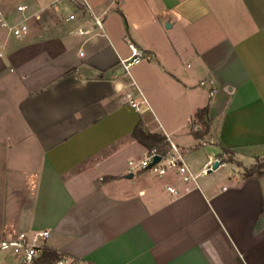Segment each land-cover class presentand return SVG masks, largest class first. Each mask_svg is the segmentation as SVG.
Returning <instances> with one entry per match:
<instances>
[{"label": "crops", "instance_id": "crops-1", "mask_svg": "<svg viewBox=\"0 0 264 264\" xmlns=\"http://www.w3.org/2000/svg\"><path fill=\"white\" fill-rule=\"evenodd\" d=\"M15 1L30 29L0 36V240L49 231L42 246L86 264H264V176L244 178L241 158L264 156V0ZM86 6L104 18L92 36L72 33L91 28ZM130 43L153 59L124 70ZM208 104L211 135L197 140L190 122ZM140 123L178 145L195 183L129 171L148 151ZM225 147L243 170L200 179ZM0 264L36 263L2 252Z\"/></svg>", "mask_w": 264, "mask_h": 264}, {"label": "built area", "instance_id": "built-area-1", "mask_svg": "<svg viewBox=\"0 0 264 264\" xmlns=\"http://www.w3.org/2000/svg\"><path fill=\"white\" fill-rule=\"evenodd\" d=\"M65 1L75 3L76 0H57L54 4L55 7L62 5ZM28 5L19 4L15 8V12L22 15L20 19H11L10 14L5 12L3 8L0 7V29H7L8 32L16 37L22 38L29 33V16L27 15ZM83 13L86 15L91 24L90 29H85L84 27L75 28L72 33L81 36H92L97 31H103L104 29V18L101 15L96 14L91 8H83ZM42 13L35 12L33 17L40 18ZM78 18V13L76 12H66L62 13L61 19L65 23H73ZM131 56L125 60L121 61V65L124 70H129L132 66L139 64L143 60H152L153 56L139 49L134 44L130 43ZM3 56V50L0 49V57ZM125 98L127 103L133 108L138 110L140 104L135 100L134 95L131 92L125 93ZM156 157H160L159 161H155ZM215 161V162H214ZM213 162H210L206 166L202 174H207L212 166L219 162L224 165V161L221 158H216ZM129 171L132 173L148 171L157 176L167 175L169 172H174L180 181L186 185L193 184L197 181L199 175H196L190 169L188 163L186 162L184 155L177 144L169 142V148L166 153L159 154L155 149L147 151V153L142 158L131 159L128 163ZM167 190L173 196L179 194V190L174 186H167ZM49 231H42L36 233L33 236H29L27 233H19L14 237L7 236L6 238L0 240V253L7 252L17 255L22 258L24 262L32 263L39 257L41 253L40 240H45L49 236ZM55 264H86L83 262L75 261L67 257H60Z\"/></svg>", "mask_w": 264, "mask_h": 264}, {"label": "trees", "instance_id": "trees-1", "mask_svg": "<svg viewBox=\"0 0 264 264\" xmlns=\"http://www.w3.org/2000/svg\"><path fill=\"white\" fill-rule=\"evenodd\" d=\"M210 105L200 108L193 115L190 122V132L197 140H206L211 135L212 118L209 115ZM132 136L148 151L155 149L159 154H164L169 148V140L163 133H151L143 128L140 123ZM226 154L232 155L229 148H224ZM224 162H233V159H224ZM244 178H260L264 176V156L258 158L257 161L250 167L245 168L243 173ZM64 257L56 251L45 246L41 248V253L34 262L36 264H55L60 258Z\"/></svg>", "mask_w": 264, "mask_h": 264}, {"label": "rangeland", "instance_id": "rangeland-1", "mask_svg": "<svg viewBox=\"0 0 264 264\" xmlns=\"http://www.w3.org/2000/svg\"><path fill=\"white\" fill-rule=\"evenodd\" d=\"M3 2H6V4H7L6 7L9 9V10H5V12L11 13L10 16H12V15L14 16V14H15V9L14 8H15L17 2L15 0H12V1L0 0V4L1 5L3 4ZM12 11H13V13H12ZM14 18L15 19H20L18 16H15ZM3 32L4 33L8 32V30L7 29H0V36L2 35ZM9 36L11 38H13V36L11 34H9ZM130 92L134 95V97H136V93H135L136 91H135L134 88H131ZM206 139H208V138H206ZM215 150L216 149H215L214 146H212L210 144H207L205 147H203V149H201V152H198L197 154H193L191 156V158L193 157L195 161H196V159L200 160L201 156L203 157L205 155L204 151L205 152H208V151H212L213 152ZM241 158H242V161H243V163H244V165L246 167H250L256 162L255 157H250V155H248L246 157H241ZM226 159H233V161H234V156L233 155H227ZM213 161H214V157H212V162ZM240 169L241 168L236 163H228L227 162V163H224V165H220L219 168L216 171H213L210 175L207 174L206 176H201L200 179H208V180H212L213 182H218V181H221L225 176H227V174H233L235 171L238 172ZM241 170H243V169H241ZM244 171H245V169H244Z\"/></svg>", "mask_w": 264, "mask_h": 264}, {"label": "water", "instance_id": "water-1", "mask_svg": "<svg viewBox=\"0 0 264 264\" xmlns=\"http://www.w3.org/2000/svg\"><path fill=\"white\" fill-rule=\"evenodd\" d=\"M160 160V157H156L155 158V161H159ZM221 164L219 162H216L211 169H209L208 172H211L212 170H216Z\"/></svg>", "mask_w": 264, "mask_h": 264}]
</instances>
